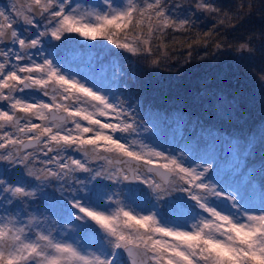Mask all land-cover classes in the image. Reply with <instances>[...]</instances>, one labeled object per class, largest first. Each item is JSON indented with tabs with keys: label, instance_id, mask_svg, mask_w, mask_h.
<instances>
[{
	"label": "snow or ice",
	"instance_id": "1",
	"mask_svg": "<svg viewBox=\"0 0 264 264\" xmlns=\"http://www.w3.org/2000/svg\"><path fill=\"white\" fill-rule=\"evenodd\" d=\"M102 2L107 10L95 11L94 21L93 14L85 16L80 5L73 7L71 0H29L27 7L13 3L11 8L0 10V206L35 200L52 181L67 184L71 173H88L97 184L85 190L83 181L71 177L73 184L81 187L73 189L69 185L71 199L67 203L84 214L73 213L76 220L87 217L105 233L94 252L82 255L73 243L57 240L55 229L38 230L34 217L20 227L18 219L2 223L0 218V264H65L69 257L83 264H127L125 253L131 264H137L134 249L137 253L142 250L150 264H264V196L259 207L255 206L240 195L239 188L212 177V161L198 157L200 163L193 159L189 164L183 149L179 155H165L143 141H122L117 133L139 136L142 128L145 132L151 129L138 123L131 106L125 107L124 101L110 91L105 93L82 83L76 74L46 56L43 48L46 37L61 41L65 34L78 33L92 40L99 35L117 48L151 56L149 39L139 41L143 48L120 43L111 29H128L133 24L140 28L147 18L148 37L157 35L160 39L168 29L188 31L194 27L192 14L183 11L194 6L196 11L217 17L212 29L202 34L206 45L207 38L229 22L228 14L220 15L222 9L210 0H187V5L179 0L171 9L170 0H121V6L113 0ZM243 7L237 5L238 9ZM21 20L35 32L21 35L15 28ZM193 43H200V39ZM32 50H36L39 59ZM239 50L250 51L247 44H241ZM191 55L189 51L188 56ZM152 63L157 64L158 60ZM259 79L264 85V69L260 70ZM80 94L87 100H82ZM81 104L94 111H87ZM97 114L110 119L102 122ZM81 121H86L87 126ZM20 134L27 137V142L19 138ZM36 146H40L38 150ZM135 147L141 151H135ZM100 148L137 162L143 160L145 165L155 164L153 157L164 161L157 168H147V172L156 175L163 169L164 174L177 178L170 187L156 192L157 202H165L164 210L154 211L155 205L146 208L135 198L125 204L116 198L123 192L109 194L100 180L116 184L138 182L153 191L160 185L138 171L130 176L122 168L112 170L101 165L94 169L92 163L106 159ZM145 148L147 154L143 152ZM70 152L81 153L82 159ZM90 152L94 154L92 160ZM126 163L117 160V164ZM126 191L134 196L139 190ZM174 192L184 195L176 197ZM144 211L148 214L139 215ZM8 224L12 225L8 228L11 242L4 238ZM33 232L35 239H30ZM105 238L107 246L103 243Z\"/></svg>",
	"mask_w": 264,
	"mask_h": 264
},
{
	"label": "trees",
	"instance_id": "2",
	"mask_svg": "<svg viewBox=\"0 0 264 264\" xmlns=\"http://www.w3.org/2000/svg\"><path fill=\"white\" fill-rule=\"evenodd\" d=\"M176 2L179 0H170L169 8ZM210 2L222 9L220 15L228 14L229 22L218 27L207 38L206 45L202 34L216 24L214 14H205L188 6L183 11L192 14L194 27L188 31L168 29L160 39L157 35L148 37L150 22L145 18L140 28L133 24L128 29H111V32L118 42H128L140 48L143 45L139 41L149 39L153 55L148 56L143 51L133 54L98 35L97 42L111 50L106 48L105 52L93 53L95 59L102 56L105 64H91L90 68L94 67L95 71L92 70L89 78L91 83L96 81L105 93L110 91L124 101L125 107L131 106L138 123L151 129L145 132L142 128L139 136L117 133L123 140L125 136L138 141L143 138L149 147L169 151L172 155H179L183 149L184 154L189 153L190 159L198 156L204 146L207 151L219 148L221 155L213 160L211 174H219L226 164L227 156L223 158L225 145L236 141L237 155L229 167L230 172L221 176V181L232 182L231 185L240 190L245 185L252 186L249 194L259 195V200L253 202L259 207L264 196V171H261L264 145L260 135V124L264 122V85L259 79V72L264 69V0ZM184 3L187 5V0ZM239 4L244 7L238 9ZM237 11L240 12L238 16L235 15ZM196 39H200V43H193ZM216 44L221 47L217 48ZM241 44H247L250 51L241 52ZM154 59L158 60L157 64L152 63ZM98 70L103 73L102 77L97 75ZM217 95L228 105L225 109L218 110L213 106ZM256 185L258 191L255 193ZM162 201L155 202L154 211L164 210L165 202ZM142 202L151 208L154 205L153 202Z\"/></svg>",
	"mask_w": 264,
	"mask_h": 264
},
{
	"label": "rangeland",
	"instance_id": "3",
	"mask_svg": "<svg viewBox=\"0 0 264 264\" xmlns=\"http://www.w3.org/2000/svg\"><path fill=\"white\" fill-rule=\"evenodd\" d=\"M72 6L75 7L77 4L80 5V12L84 14L85 16H88L89 14H93L91 18L94 21V12L100 11L101 9L107 10L106 6L103 4L102 0H76L73 2L71 0ZM116 2V3H115ZM114 3L117 6H121V0L115 1ZM13 3H17L18 6L27 7L29 0H0V10L9 9L11 8ZM124 3H126V0H124ZM37 20L39 18L35 17ZM15 28L21 33V35H31L33 32H35V29L31 26L25 25L23 21H19L15 24ZM41 29H43V21L40 22ZM27 29V32L25 31ZM98 40H92L86 37L80 36L78 33H71V34H65V37L62 38L61 41H55L52 40L51 37H46L45 42L43 45L44 48V54L48 56L50 59H55L58 63H60L64 69L69 72L70 74H76V79L80 80L82 83H85L89 87H93L97 90H101V88L96 85V81L93 83L90 82L89 75L95 71L93 68H90V65H94L96 62L100 64H105L103 57L99 56L96 59L93 56V53L95 51H107L110 48L102 47L98 42ZM107 48V50H106ZM34 54H36V50H32ZM50 54V55H49ZM36 58L39 59L38 54H36ZM111 60V58H110ZM112 62H109L108 64L111 65ZM93 70V71H92ZM102 68H100V71ZM98 70V73L100 72ZM97 73V72H96ZM100 77L103 76V73H99ZM104 92V91H103ZM81 99L87 100V98L83 97L82 94ZM216 101L214 103V107H216L218 110L225 109L228 105L222 103L220 99V96L217 95L215 97ZM81 107H87V104H81ZM87 111H94V109L87 107ZM97 118L100 119L102 122H106L110 118L106 117H100L97 114ZM263 124L264 122H261L260 127V135H261V142L264 145V139H262V135H264L263 130ZM85 126H87L85 124ZM117 135V134H116ZM125 140H128L130 137H124ZM132 140V138H130ZM122 140V138H121ZM144 144L148 145L144 141V139H141ZM124 141V140H122ZM226 150L223 154L224 156H227L225 159L226 164L225 166H222L219 174H211L214 179H222L221 176H225L228 172H230L229 167L232 165V163L235 160L236 153V141L232 142L231 144L225 145ZM149 148H153L150 146ZM155 149V148H154ZM135 151H141L139 147L134 148ZM156 151H161L159 148L155 149ZM221 150V149H220ZM143 152L145 154L148 153V148L143 149ZM169 151L164 152L165 155H172L168 153ZM219 148L217 150H209L207 151V147L204 146L203 151L193 158H189V153L184 154L185 159L188 160L189 164L192 162L193 159L196 160L197 163H200L199 158H203L205 160H210L213 162L214 159H218L219 155ZM218 153V154H217ZM154 161H158L159 158L153 157ZM162 161V160H159ZM162 161L161 163H163ZM214 163V162H213ZM159 164V163H158ZM225 173V174H224ZM146 174L150 179H153L155 181V184L160 185V188H156L155 191L148 188L147 185L138 183L137 185H129V187H123L118 184H107L102 183L105 185V190L109 191V194L116 193V192H123V195L117 196L116 198L119 200H123L125 204L128 203L130 199H137L138 201H146V202H153L155 205L156 200V192L160 191L162 188L170 187L171 181L177 178L171 177L169 183L167 185H163L156 181L150 174L148 173H141ZM230 175V174H229ZM217 176V177H214ZM232 180V177H229ZM224 179V178H223ZM90 176L82 178L81 181L84 182L85 190L88 188L91 189L93 187V183L89 185L90 183ZM234 180V179H233ZM221 182H228V181H221ZM232 182H230L231 184ZM229 184V183H228ZM233 188H237L235 185H232ZM258 185H256V191H258ZM47 190L43 187L42 192H40L35 200H29L25 201L23 204L14 202L13 204L9 205L7 203L0 206V218H3L2 223H7L9 219H18L19 224H17V227L22 226L23 224H27L30 217L35 218V222L39 225L38 230L48 231L50 229H55L53 232V235L56 237L57 240L64 239L68 243H73L74 246H77L78 250L81 251L82 255H86L88 253H92L97 248L99 241L105 237V233L103 230L99 228L98 225L95 224V222L91 221L87 217H85L84 220H76L75 215L73 213L79 214L83 216V213H79L78 209H72L71 205L67 203L68 199H71V193L69 191V187L65 188L63 187L61 192H58L59 189L55 186V184H48L45 186ZM81 187V185H77L75 188ZM155 187V185L153 186ZM73 188V187H72ZM73 188V189H75ZM135 188L139 191L133 196L130 195L126 190ZM252 186L245 185L240 190V195L244 194L247 199H249L252 203L257 202L259 199L256 196H251L249 194V191H251ZM49 192V193H48ZM61 194V195H60ZM247 194L250 196L247 197ZM83 195V193H81ZM257 195V194H256ZM173 196L179 197L183 196L182 193L174 192ZM259 196V195H258ZM58 199L60 202V205L58 207H55L53 200ZM162 201V200H161ZM163 203V201H162ZM258 204V203H257ZM256 204V205H257ZM146 208H151L150 205H145ZM153 206V205H152ZM114 210V208H113ZM144 212H139V215ZM190 226L191 223L189 222ZM8 228H12L11 224L7 225V228L5 229V240L8 242L12 241V237L8 235ZM30 239H35V232L29 235ZM168 239L170 242L173 241V238H165ZM79 242V243H76ZM104 245L107 246V239L105 238V242L103 241ZM83 245L84 247H80ZM65 264H83L82 261H78L75 258L69 257ZM150 264V263H149Z\"/></svg>",
	"mask_w": 264,
	"mask_h": 264
},
{
	"label": "flooded vegetation",
	"instance_id": "4",
	"mask_svg": "<svg viewBox=\"0 0 264 264\" xmlns=\"http://www.w3.org/2000/svg\"><path fill=\"white\" fill-rule=\"evenodd\" d=\"M45 99H47V98H45ZM18 115H21V114L18 113ZM49 119L51 120V119H53V117H49ZM34 122L40 123V121H38V120H34ZM81 123L84 124V125L85 124L87 125V122L86 121H81ZM9 131H14V130L13 129H9ZM29 135H31V134H29ZM19 138L20 139H23V140H25V142H27V137L24 134H20L19 135ZM122 140H123V138H122ZM53 146H55V145H53ZM39 147L40 146H36V150H38ZM32 150L33 149H27V151H32ZM99 152L103 156H105L106 159H104V160H97L95 163H92L91 164V167H93L95 169V168H98L99 166L103 165L104 167L109 168V169H112V170H115L116 168H120L118 165H116V164L113 163V158L120 157V155H118L115 152H111V153L105 152L103 148H100L99 149ZM69 154L72 155V156H74V157H76V158H78V159H82L81 153H78V152H70ZM93 158H94V154L90 152L89 153V160H92ZM109 161H111V162H109ZM37 167H39V165H37ZM73 176L75 178L79 179V180H82V178H84V177L85 178L86 177H89V174L88 173H84V172L71 173L70 176H69V179H68L67 184L65 182H63V181H59V182L58 181H52L51 184H55V186L59 189L58 192H61V190H62L63 187H65V188L69 187V185H71L73 188H75L77 185L76 184H73V182H72L71 177H73ZM103 182L104 183H107V184H116V183H113L112 181H109V180H100L99 181V183H103ZM92 183H93V185H95V184H97V181L90 180L89 185H91ZM62 185H63V187H62ZM118 185H121L123 187H129L130 184L129 183H126V182H122V183H119ZM44 188H45V190H47L46 187H44ZM53 203H54L55 207H58L60 205V202L58 201V199H54L53 200Z\"/></svg>",
	"mask_w": 264,
	"mask_h": 264
},
{
	"label": "water",
	"instance_id": "5",
	"mask_svg": "<svg viewBox=\"0 0 264 264\" xmlns=\"http://www.w3.org/2000/svg\"><path fill=\"white\" fill-rule=\"evenodd\" d=\"M36 17L39 18V16H36ZM263 130H264V124H263ZM117 160H124V161H127V163L126 164H117ZM113 163L118 165L120 168H122L125 171V173L130 175V176L135 174L137 171L139 173L144 172V173L151 174L156 181H158L159 183H161L163 185H167L169 183L171 177H172V176H168V175L164 174L163 169H160V173H161L160 175H156L155 173L147 172L148 167L157 168L159 165L157 163H155L153 165H145L143 160L137 162V161L132 160L131 158L122 157V156L113 158ZM126 183H129L131 185H137L138 184V182H126ZM134 254H135L136 259H137V264H149L150 263V262H147L145 260L142 250H140L137 253L136 250L134 249ZM124 258L128 264H131V261L128 260L126 253L124 255Z\"/></svg>",
	"mask_w": 264,
	"mask_h": 264
}]
</instances>
